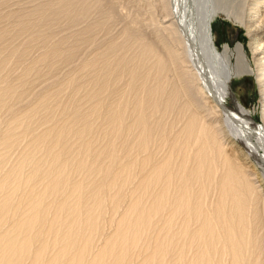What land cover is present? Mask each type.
I'll use <instances>...</instances> for the list:
<instances>
[{
	"label": "bare ground",
	"instance_id": "bare-ground-1",
	"mask_svg": "<svg viewBox=\"0 0 264 264\" xmlns=\"http://www.w3.org/2000/svg\"><path fill=\"white\" fill-rule=\"evenodd\" d=\"M112 1L0 0V264H264V0Z\"/></svg>",
	"mask_w": 264,
	"mask_h": 264
},
{
	"label": "rangeland",
	"instance_id": "rangeland-1",
	"mask_svg": "<svg viewBox=\"0 0 264 264\" xmlns=\"http://www.w3.org/2000/svg\"><path fill=\"white\" fill-rule=\"evenodd\" d=\"M114 1V2H113ZM116 3L117 0H113ZM245 6H249V0H244ZM245 28L220 14L219 20L214 29L216 43L219 45L229 42L231 46L240 42L245 46L247 54L250 56L249 48H247L248 38L245 37ZM218 40V41H217ZM221 48V47H220ZM232 89L235 93L238 102L237 105L243 110L249 109L254 120L259 121V103L258 90L253 75L245 74L242 77L233 80ZM231 103V100H228ZM232 104V103H231ZM256 118V119H255Z\"/></svg>",
	"mask_w": 264,
	"mask_h": 264
},
{
	"label": "crops",
	"instance_id": "crops-1",
	"mask_svg": "<svg viewBox=\"0 0 264 264\" xmlns=\"http://www.w3.org/2000/svg\"><path fill=\"white\" fill-rule=\"evenodd\" d=\"M218 41V40H217Z\"/></svg>",
	"mask_w": 264,
	"mask_h": 264
}]
</instances>
